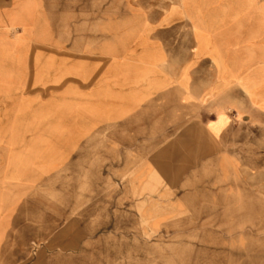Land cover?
Wrapping results in <instances>:
<instances>
[{
	"label": "rangeland",
	"instance_id": "374dc122",
	"mask_svg": "<svg viewBox=\"0 0 264 264\" xmlns=\"http://www.w3.org/2000/svg\"><path fill=\"white\" fill-rule=\"evenodd\" d=\"M46 2L29 28L35 36L19 38L24 28H13L10 38L0 37V63L17 70L13 111L1 114L6 127L11 118L15 134L4 131V141L15 138L17 177L37 180L21 204L31 211L24 231L29 260L6 264H264V180L253 171L232 176L239 189L234 198L225 192L221 214L200 216L171 207L168 195L151 188L159 184L130 182L131 170H120L122 162L134 163L137 143L150 138L121 135L115 117L110 123L104 114L100 92L105 73L121 72L106 63L119 62L118 51L133 35L108 39L109 54L95 61L88 52L94 45L102 50L99 34L108 25L117 34L127 23L120 15H134L137 8L123 0ZM233 4H224L221 13L253 20L248 40L264 48V0ZM74 149L70 164L61 165ZM63 202L74 203V210L62 213Z\"/></svg>",
	"mask_w": 264,
	"mask_h": 264
},
{
	"label": "crops",
	"instance_id": "0c3cea01",
	"mask_svg": "<svg viewBox=\"0 0 264 264\" xmlns=\"http://www.w3.org/2000/svg\"><path fill=\"white\" fill-rule=\"evenodd\" d=\"M46 1L0 0V37L10 38L13 28H24L19 38L35 36L29 28ZM123 1L137 8L134 15H120L126 27L116 34L108 25L99 34L103 49L94 45L88 52L95 61L96 55L109 54L108 39L133 35L118 51L119 62L106 63L121 72L105 73L100 92L104 114H110V123L115 117L121 135L131 141L150 138L137 143L134 163L121 161L120 170H131L130 182L159 184L151 188L185 214L219 215L225 192L234 198L239 189L232 176L245 169L264 180V48L248 40L255 32L253 20L222 14L219 8L234 6L233 0ZM88 21L95 22V16ZM88 37L95 39V31ZM8 45L14 54V42ZM8 62L0 63V264L29 260L24 231L31 211L21 204L37 182L32 174L17 177L15 138L3 137L4 131L15 134L11 118L7 127L1 120L15 105L17 70ZM93 95L99 92L94 89ZM75 150L61 165L70 164ZM63 204L62 213L74 210V203Z\"/></svg>",
	"mask_w": 264,
	"mask_h": 264
}]
</instances>
